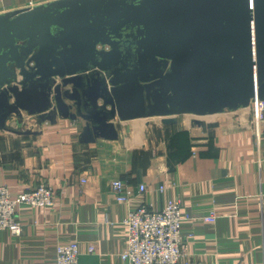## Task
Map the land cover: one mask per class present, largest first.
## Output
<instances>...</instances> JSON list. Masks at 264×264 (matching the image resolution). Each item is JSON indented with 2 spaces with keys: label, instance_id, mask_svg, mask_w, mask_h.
<instances>
[{
  "label": "water",
  "instance_id": "95a60500",
  "mask_svg": "<svg viewBox=\"0 0 264 264\" xmlns=\"http://www.w3.org/2000/svg\"><path fill=\"white\" fill-rule=\"evenodd\" d=\"M264 102V0H54L0 13V130L202 117ZM26 115V116H25ZM14 124H10L11 120ZM15 125V126H14Z\"/></svg>",
  "mask_w": 264,
  "mask_h": 264
},
{
  "label": "crops",
  "instance_id": "0c3cea01",
  "mask_svg": "<svg viewBox=\"0 0 264 264\" xmlns=\"http://www.w3.org/2000/svg\"><path fill=\"white\" fill-rule=\"evenodd\" d=\"M51 1L0 0V13ZM183 116L174 125L117 118L118 140L90 144L79 140L81 120L58 118L36 136L0 131V186L13 199L42 183L55 192L53 205H18L24 233L0 231V264H57L58 247L70 244L80 264H129L121 256L129 213L169 201L181 205L182 264H264V123L258 144L250 107L202 117L203 125ZM117 179L126 202L112 188Z\"/></svg>",
  "mask_w": 264,
  "mask_h": 264
},
{
  "label": "built area",
  "instance_id": "2783aa9c",
  "mask_svg": "<svg viewBox=\"0 0 264 264\" xmlns=\"http://www.w3.org/2000/svg\"><path fill=\"white\" fill-rule=\"evenodd\" d=\"M250 108L251 125L255 138L260 144L264 123V102L255 100ZM85 181V179L81 180V186ZM112 188L119 201H128L125 191L127 185L123 180H114ZM140 191H146V186L141 185ZM54 196L53 188L47 183L26 191L17 199L11 197L9 188L0 186V231L9 230L13 235L21 236L24 233V227L18 219V205L26 203L39 207L50 206L54 204ZM182 219L181 205L174 201H169L160 211H154L146 205L131 211L126 221L127 249L121 254L122 259L129 264H182L184 257ZM205 219L213 221L215 215H208ZM79 258L77 244L59 246L57 249V264H80Z\"/></svg>",
  "mask_w": 264,
  "mask_h": 264
},
{
  "label": "rangeland",
  "instance_id": "374dc122",
  "mask_svg": "<svg viewBox=\"0 0 264 264\" xmlns=\"http://www.w3.org/2000/svg\"><path fill=\"white\" fill-rule=\"evenodd\" d=\"M26 116V115H25ZM183 117H190V118H194V117H192V115H187V116H183ZM154 120H160V119H154ZM33 119H32V117H29V116H26L25 117V122H26V126H27V128H30V129H33V130H35V127L36 126H38L36 123H35V125H34V123H33ZM14 122H15V120L13 119V120H11L10 121V124H14ZM35 122V121H34ZM15 126V125H14ZM1 131V130H0ZM1 132H4V131H1ZM9 138H11V137H9ZM7 140V142H8V140H10V139H6ZM8 146H9V142L8 143H6V144H4L1 148V151H5L7 148H8ZM8 150H10V152H12L11 151V148L10 149H8Z\"/></svg>",
  "mask_w": 264,
  "mask_h": 264
}]
</instances>
